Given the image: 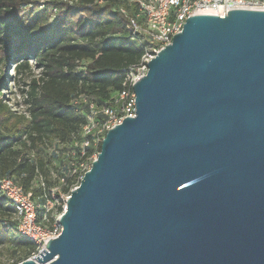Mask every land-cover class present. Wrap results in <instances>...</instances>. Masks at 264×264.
I'll use <instances>...</instances> for the list:
<instances>
[{
  "label": "water",
  "instance_id": "95a60500",
  "mask_svg": "<svg viewBox=\"0 0 264 264\" xmlns=\"http://www.w3.org/2000/svg\"><path fill=\"white\" fill-rule=\"evenodd\" d=\"M21 264H264V11L190 17Z\"/></svg>",
  "mask_w": 264,
  "mask_h": 264
},
{
  "label": "trees",
  "instance_id": "16d2710c",
  "mask_svg": "<svg viewBox=\"0 0 264 264\" xmlns=\"http://www.w3.org/2000/svg\"><path fill=\"white\" fill-rule=\"evenodd\" d=\"M36 1L0 0V68L14 66L28 106L23 113L0 99V180L14 178L38 198L40 179L50 189L69 175L53 144L81 141L89 110L83 98L99 108L112 107L126 70L146 50L127 33L121 0ZM5 82L0 74V85ZM44 213L41 209L39 220ZM6 244L27 253L15 264L37 251L18 232L15 208L0 190V246Z\"/></svg>",
  "mask_w": 264,
  "mask_h": 264
},
{
  "label": "built area",
  "instance_id": "2783aa9c",
  "mask_svg": "<svg viewBox=\"0 0 264 264\" xmlns=\"http://www.w3.org/2000/svg\"><path fill=\"white\" fill-rule=\"evenodd\" d=\"M66 1L72 3L74 0ZM121 1L125 3V6L119 9L120 16L126 23L125 29L137 44L145 47L146 52L138 64L126 70L123 89L116 96L112 107L99 108L95 103L83 98L89 110L87 124L81 131V141L75 140L69 144L57 141L53 144L57 158L62 159L63 164L68 163V177L60 178L59 183L50 189H47L40 179L43 195L38 198L34 196L33 191H26L14 178L6 177L0 180L1 192L15 208L18 232L37 245L36 253L28 260L36 259L46 249L49 241L60 236L62 227L59 220L67 210L71 193L79 187L84 175L97 159L108 131L122 124L126 118L136 117L134 86L147 74V64L162 49L172 44L175 35L183 31L186 21L198 15L224 18L233 10L264 11V0ZM98 2L102 4V0ZM76 148L80 149L79 154ZM41 209L45 213L39 220ZM52 219L55 221L50 228Z\"/></svg>",
  "mask_w": 264,
  "mask_h": 264
},
{
  "label": "rangeland",
  "instance_id": "374dc122",
  "mask_svg": "<svg viewBox=\"0 0 264 264\" xmlns=\"http://www.w3.org/2000/svg\"><path fill=\"white\" fill-rule=\"evenodd\" d=\"M38 1V2H37ZM37 3L40 5H44L48 1L52 0H37ZM66 3L68 1L61 0ZM33 72L37 73V69H35L34 61L31 62ZM14 66L11 64H6L5 66L0 68V74H2L6 78V82L4 85H0V99L9 103L13 110H18L20 112L27 113V103L26 96L23 93V84L19 83V79L15 76L16 71H14ZM17 252L14 255V252ZM27 257V253L22 252L17 249L16 246L11 244L1 245L0 246V264H15L14 262L20 261Z\"/></svg>",
  "mask_w": 264,
  "mask_h": 264
},
{
  "label": "snow or ice",
  "instance_id": "6c2138e0",
  "mask_svg": "<svg viewBox=\"0 0 264 264\" xmlns=\"http://www.w3.org/2000/svg\"><path fill=\"white\" fill-rule=\"evenodd\" d=\"M0 39H2V37H0Z\"/></svg>",
  "mask_w": 264,
  "mask_h": 264
}]
</instances>
